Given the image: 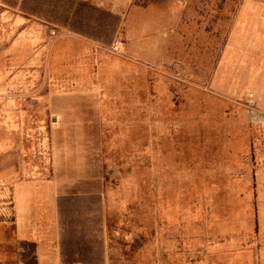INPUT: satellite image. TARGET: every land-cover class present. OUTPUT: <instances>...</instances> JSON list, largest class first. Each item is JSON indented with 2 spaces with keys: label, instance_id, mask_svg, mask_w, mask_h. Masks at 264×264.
Here are the masks:
<instances>
[{
  "label": "rangeland",
  "instance_id": "obj_1",
  "mask_svg": "<svg viewBox=\"0 0 264 264\" xmlns=\"http://www.w3.org/2000/svg\"><path fill=\"white\" fill-rule=\"evenodd\" d=\"M157 1L135 0L117 30L89 2L55 5L65 20L77 11L82 35L0 0V139L23 149L27 181L106 186L112 255L119 206L157 234L166 204L184 246L192 227L200 240L247 230L238 239L264 264V0H163L161 26L150 14L127 23ZM89 198L72 232L91 246Z\"/></svg>",
  "mask_w": 264,
  "mask_h": 264
},
{
  "label": "crops",
  "instance_id": "obj_2",
  "mask_svg": "<svg viewBox=\"0 0 264 264\" xmlns=\"http://www.w3.org/2000/svg\"><path fill=\"white\" fill-rule=\"evenodd\" d=\"M84 1L120 17L123 26L125 14L135 0ZM166 7L163 0L153 3L149 9L137 5L127 23L139 14H150L153 26L159 27L166 19ZM13 145L8 140L0 139V264H27L31 259L36 264H92L97 262V258L99 264H263L262 254L248 250L238 239L246 236L247 230L226 229L204 235L200 240L199 231L192 227L190 241L184 246L182 227L176 221L180 217L176 212L172 228L168 229L166 204L159 212L157 234L152 233L144 222H128L129 219H125L128 212L119 206L123 212L117 213L118 219L114 223L112 255L106 237V186L101 182V188L82 194L76 191L77 183L72 187L67 181L60 182L58 179L27 181L24 178L23 149L20 146L13 148ZM99 183H95V188L101 186ZM254 188L257 189V185ZM86 196L94 198V214L98 213L99 219L95 215L92 223L91 219L83 218V227L84 230L87 227L92 229L93 225L94 230L88 235L98 238V245L97 240L91 246L80 243L77 241L79 239H74L76 232H72V228L81 229L78 211L80 208L86 210ZM90 204L89 209L92 208ZM73 208H78L76 222L71 218L70 210ZM247 213L248 209H244L243 219L247 218ZM81 231H78V236H81Z\"/></svg>",
  "mask_w": 264,
  "mask_h": 264
},
{
  "label": "trees",
  "instance_id": "obj_3",
  "mask_svg": "<svg viewBox=\"0 0 264 264\" xmlns=\"http://www.w3.org/2000/svg\"><path fill=\"white\" fill-rule=\"evenodd\" d=\"M33 1H35L38 4H41L43 6H47V7H45L46 10L43 11L40 8L37 9L36 7L30 8L31 5L34 4ZM48 5H50V6L53 5L54 8L48 7ZM55 5H57V6L61 5L62 6V0H24L22 9L31 16H35L38 18H46V20L50 23H53V24L56 23L63 28H68L69 30H72L74 32H78L79 34L84 35V33H82V30L77 29L75 24H74V21L77 18V14H78L77 11L71 16L70 19L67 16V19L65 20L63 17H58L59 15H61V13H59V11L57 9H55L56 8ZM80 6H81V8L86 7L90 11L98 12V10H96L95 7L89 5L85 2L80 3ZM79 10H81L80 7H79ZM116 17H117L116 18L117 23L115 25V29L117 30V28L119 27V23L121 22V18L118 16H116ZM77 241L80 242L79 240H77ZM27 264H36V261L34 259H31L28 261Z\"/></svg>",
  "mask_w": 264,
  "mask_h": 264
}]
</instances>
